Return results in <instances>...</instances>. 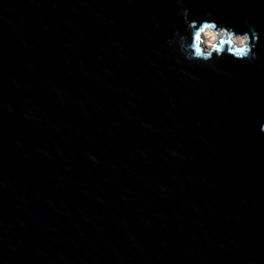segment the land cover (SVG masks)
Returning a JSON list of instances; mask_svg holds the SVG:
<instances>
[{
	"label": "water",
	"instance_id": "obj_1",
	"mask_svg": "<svg viewBox=\"0 0 264 264\" xmlns=\"http://www.w3.org/2000/svg\"><path fill=\"white\" fill-rule=\"evenodd\" d=\"M183 4L264 64V0ZM179 10L0 0V264H264V67L184 61Z\"/></svg>",
	"mask_w": 264,
	"mask_h": 264
},
{
	"label": "clouds",
	"instance_id": "obj_2",
	"mask_svg": "<svg viewBox=\"0 0 264 264\" xmlns=\"http://www.w3.org/2000/svg\"><path fill=\"white\" fill-rule=\"evenodd\" d=\"M180 9L177 17L183 21V31L173 26V33L167 44L184 60L191 64L203 65L216 70L218 61L246 62L260 64L257 49L260 47L261 32L245 16V29H240L229 21L221 22L212 11L198 15L176 0ZM259 130L264 133V120ZM95 159L94 157H90Z\"/></svg>",
	"mask_w": 264,
	"mask_h": 264
}]
</instances>
